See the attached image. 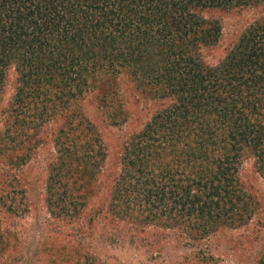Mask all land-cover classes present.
<instances>
[{"label":"trees","instance_id":"obj_1","mask_svg":"<svg viewBox=\"0 0 264 264\" xmlns=\"http://www.w3.org/2000/svg\"><path fill=\"white\" fill-rule=\"evenodd\" d=\"M261 1L0 0V209L27 210L19 167L42 143V128L54 124L45 205L66 222L80 216L106 157L80 103L125 69L167 104L124 142L106 209L93 213L90 228L104 215L111 226L127 220L202 238L246 224L255 201L237 176L244 153L264 177V16L211 65L202 49L221 27L203 11ZM11 236L0 228V242ZM79 247L68 242L58 252L76 264H106ZM192 252L201 264L212 258L202 247ZM255 264H264V252Z\"/></svg>","mask_w":264,"mask_h":264},{"label":"rangeland","instance_id":"obj_2","mask_svg":"<svg viewBox=\"0 0 264 264\" xmlns=\"http://www.w3.org/2000/svg\"><path fill=\"white\" fill-rule=\"evenodd\" d=\"M203 15L217 19L221 27L216 43L202 49L205 63L212 65L225 57L250 23L264 16V0L246 7L208 9ZM13 85L11 79L3 100ZM104 91L112 94L103 97ZM80 104L95 123L106 147L105 160L88 189L82 213L72 223L55 218L46 208L45 163L55 152L52 143L55 126L43 127L42 143L18 172L27 189V210L22 215L10 216L0 209V228L14 237L0 242V264H76L58 252L68 242L106 264H201L192 252L198 247L211 252L207 264H255V259L264 252V177L248 152L240 159L237 176L243 190L255 201V208L244 225L224 226L205 237L194 238L181 229L153 224L136 227L137 224L127 220L111 226L100 215L93 219L90 228L93 213L99 208L106 209L121 169L124 142L167 102L142 90L134 77L122 69L108 75Z\"/></svg>","mask_w":264,"mask_h":264}]
</instances>
